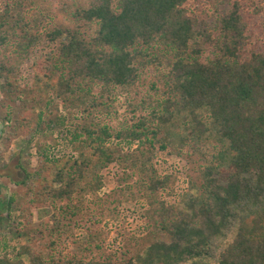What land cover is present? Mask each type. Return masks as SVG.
<instances>
[{"label":"trees","instance_id":"obj_1","mask_svg":"<svg viewBox=\"0 0 264 264\" xmlns=\"http://www.w3.org/2000/svg\"><path fill=\"white\" fill-rule=\"evenodd\" d=\"M189 1L61 0L59 8L73 10L49 39L66 35V43L57 55L35 61L31 85L22 86L19 69L38 45L52 9L43 0H0V92L5 98L0 140L6 145L23 135L27 148L1 167L0 177L23 188L24 202L15 193L2 195L0 184V227L24 206L38 210L78 196L101 201L102 172L110 166L128 181L129 195L134 196L130 180L140 187L134 202L144 219L143 235L128 237L131 251L122 258L74 263L53 255L52 235L12 226L9 234L28 241L18 256L29 264H264V0H193L195 7L188 9ZM150 56L165 61L160 76L165 94L154 107L148 98L130 103L134 114L150 109L134 125L117 131L86 121L78 125L68 109L61 114L60 106L74 102L99 100L105 106V96L132 85L138 64ZM17 101L21 106L13 108ZM21 110L26 114L19 118ZM201 112L225 146L219 152L226 157L219 169L225 179L218 180L217 167L207 165L195 194L178 208L164 193L175 176H160L152 161L170 142L163 127L181 114L190 117L188 137L198 143L208 132ZM61 143L73 155L48 152ZM29 148L35 149L32 171L20 163ZM98 207L95 221L85 228L91 243L98 238L92 225L118 217V207ZM0 264L19 263L3 256Z\"/></svg>","mask_w":264,"mask_h":264},{"label":"rangeland","instance_id":"obj_2","mask_svg":"<svg viewBox=\"0 0 264 264\" xmlns=\"http://www.w3.org/2000/svg\"><path fill=\"white\" fill-rule=\"evenodd\" d=\"M43 1L51 7L52 13H47L49 19L45 26L46 29H41L38 45L33 47L28 58L23 61L19 69L18 78L22 86H30L32 83L31 65L46 55H57L59 48L67 40L66 35H63L51 42L49 33L58 24L65 25L63 19H70V13L73 9L71 7L59 8L62 5L61 0ZM194 7L193 0H190L186 5L188 9ZM47 11H49L48 8ZM154 47L156 50L163 52V48L159 44ZM141 64L143 65L138 64L137 80L128 87L117 88L111 95H106V99L102 102L105 103V106H101L99 100L95 102L86 100V104H80V106L79 103L74 102L71 107L60 106L61 114L64 115V110L68 109L70 120L75 121L78 125L86 121L95 125H106L117 131L134 125L137 122V117L149 115L150 109L148 106L134 114L129 104L148 98L150 106L154 107L155 101H161L165 94V87L160 82V76L166 70L164 59H156L150 56L145 59V63ZM4 99L3 94L0 92V103ZM20 106L18 101L12 104L13 108ZM19 111L16 114L19 118L26 114L22 110V112ZM80 111H84L83 114ZM199 115L208 128V132L201 137L198 143H192L188 137L189 130L192 127L190 117L187 114H181L163 127L170 135V142L166 150L159 152L152 161L154 169L157 170L160 176L169 173L175 176L167 184L164 193H167L165 194L167 203L178 208H182L188 198L195 194L193 188L200 185L201 171L207 165L217 167L214 176L218 180L222 182L225 179V176L221 175V171H219L221 167L226 166V157L224 158L219 154L225 146L218 140L207 114L201 112ZM24 141L22 135L9 142L4 141L6 145H3L1 138L0 173L3 170L1 167L11 159L12 155L22 153L27 149L24 148ZM50 143L52 144V142ZM48 152L59 157L73 155L71 149L65 146L64 143L56 147L53 144V148H49ZM27 154L28 156L21 157L20 163L32 171L36 168L35 149L29 148ZM18 161L16 156L12 158L11 163L15 165ZM18 171L15 170V173H19L17 175L20 177ZM119 173L116 166H110L102 172L104 185L98 194L101 201L91 202L88 196H78L69 204L66 202H49L38 210L24 206L22 212H14L12 222H7L0 227V258L5 256L7 259L17 261L19 264H29L25 256H18L21 246L26 245L28 241L26 238H17L15 235L9 234L8 230L12 226L14 229L18 228L28 232L37 229L52 235L56 240L53 255L65 262L71 261L74 263L77 260L100 261L110 255L122 258L125 251L130 249L128 248L130 245L127 247L128 237L138 238L143 235L144 219L143 210L134 202L136 200L134 197L140 195V187L138 185L134 186L133 180H130L129 184L131 186L129 189L134 196L129 195L128 187H125L128 181L121 178ZM0 184L3 185L2 195L15 193L20 196L19 200L24 202L23 188L16 187L3 177H0ZM104 205H109L110 209L118 207V217L115 220L106 219L96 226L92 225L91 229L98 232V238L95 243H91L87 240L88 234L85 228L90 221H95L98 216V206ZM71 211L74 212V216L70 214ZM96 244L101 249H95Z\"/></svg>","mask_w":264,"mask_h":264}]
</instances>
